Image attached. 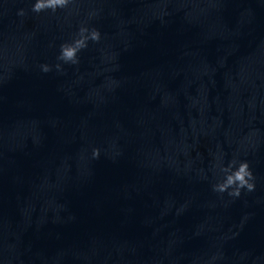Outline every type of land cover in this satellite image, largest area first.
Listing matches in <instances>:
<instances>
[{"label": "water", "instance_id": "95a60500", "mask_svg": "<svg viewBox=\"0 0 264 264\" xmlns=\"http://www.w3.org/2000/svg\"><path fill=\"white\" fill-rule=\"evenodd\" d=\"M34 3L0 0V264H264V0Z\"/></svg>", "mask_w": 264, "mask_h": 264}, {"label": "clouds", "instance_id": "9594fccd", "mask_svg": "<svg viewBox=\"0 0 264 264\" xmlns=\"http://www.w3.org/2000/svg\"><path fill=\"white\" fill-rule=\"evenodd\" d=\"M69 3L70 0H35V3L32 5V11L37 13L45 9L55 11L56 8L66 7ZM18 14L23 15V9L18 10ZM89 39L98 42L100 40L99 31L95 28L89 30L81 26L77 37L74 38L72 42H65L60 45V52L57 56V60L65 63L78 64L79 60L77 53L87 47V41ZM40 67L43 72L51 70L48 64H42ZM55 67L58 71L62 70L59 63H57ZM98 151V149L94 148L92 155L94 157L97 156ZM234 165L236 166L233 167ZM220 171L224 173V176L222 180H219L213 185L214 191L223 193L231 189L228 194L233 197H238L242 188L249 192L254 190V176L247 161H240L237 165L236 161L233 160L227 166L221 167Z\"/></svg>", "mask_w": 264, "mask_h": 264}]
</instances>
